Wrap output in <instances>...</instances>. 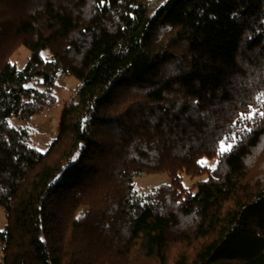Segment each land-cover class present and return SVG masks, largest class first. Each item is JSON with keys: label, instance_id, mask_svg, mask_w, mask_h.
<instances>
[{"label": "trees", "instance_id": "16d2710c", "mask_svg": "<svg viewBox=\"0 0 264 264\" xmlns=\"http://www.w3.org/2000/svg\"><path fill=\"white\" fill-rule=\"evenodd\" d=\"M60 72L82 84L41 152L8 119ZM261 112L264 0H0L1 264H264Z\"/></svg>", "mask_w": 264, "mask_h": 264}, {"label": "rangeland", "instance_id": "374dc122", "mask_svg": "<svg viewBox=\"0 0 264 264\" xmlns=\"http://www.w3.org/2000/svg\"><path fill=\"white\" fill-rule=\"evenodd\" d=\"M160 1L164 0H154V4H158ZM150 2L151 0H139V4L144 10H147ZM29 54V50L22 45L14 52L11 60L19 68H23L26 65ZM43 54L48 56L49 52L44 51ZM40 81L41 79L32 81L28 84V86L37 87L43 90L45 87L38 84ZM81 84L82 81L77 75L73 73L60 72L56 83L52 87V91L56 96V102L28 120L15 116L10 117L8 119L9 124L16 128L28 129V142L39 151L46 152L59 131L61 116L64 108L69 103L78 100V90ZM225 146H227V144H225ZM217 160V158H204L203 162L211 167H215ZM205 177L206 176H191L184 173L182 174V181L185 186L190 187L198 180ZM170 182L171 176L168 172L140 173L135 178L136 193L140 196H144L160 185ZM6 223V210L0 206V231L5 229ZM2 258L3 247L0 245V264L2 263Z\"/></svg>", "mask_w": 264, "mask_h": 264}, {"label": "snow or ice", "instance_id": "6c2138e0", "mask_svg": "<svg viewBox=\"0 0 264 264\" xmlns=\"http://www.w3.org/2000/svg\"><path fill=\"white\" fill-rule=\"evenodd\" d=\"M255 115H260V116H262V117H264V112H261V113H253L251 116H248V117H241L242 119H245V118H247V119H253V117L255 116ZM246 131H248V132H250L251 131V129H246ZM236 139V135H235V133H233L232 135H230V136H228V137H226L225 138V140H232V141H234ZM232 144H228L227 146H225V142L224 141H221L220 142V153L221 154H225V153H227L228 151H230L231 149H232Z\"/></svg>", "mask_w": 264, "mask_h": 264}]
</instances>
